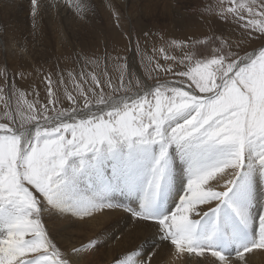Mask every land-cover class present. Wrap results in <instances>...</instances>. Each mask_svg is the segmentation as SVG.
Here are the masks:
<instances>
[{"label":"snow or ice","instance_id":"6c2138e0","mask_svg":"<svg viewBox=\"0 0 264 264\" xmlns=\"http://www.w3.org/2000/svg\"><path fill=\"white\" fill-rule=\"evenodd\" d=\"M29 4L34 29L58 7L81 22L105 10L132 43L115 0ZM217 7L223 25L203 39L160 37L143 76L127 55L106 52L101 67L77 53L80 71L41 76L43 103L35 88L24 100L8 70L16 52L0 41V264H94L108 229L64 245L44 220L94 213L126 217L132 242L104 264H159L165 250L169 264H248L264 250V0ZM151 39L141 30L136 50Z\"/></svg>","mask_w":264,"mask_h":264},{"label":"bare ground","instance_id":"6f19581e","mask_svg":"<svg viewBox=\"0 0 264 264\" xmlns=\"http://www.w3.org/2000/svg\"><path fill=\"white\" fill-rule=\"evenodd\" d=\"M189 1L193 2V0H115V4L124 17L122 28L123 32L127 33L129 28L134 27L135 22L142 17L149 19L147 16H150L170 21L174 18V10H183ZM44 2L47 3V0ZM189 27L188 25V29ZM0 28H3V31H0V41L7 42L10 51L16 52L15 57H9L8 70L24 73H27L29 69L35 70L41 64H52L57 61V57L67 56L73 51L80 52L86 49L92 51L95 47H101V41L97 40L98 36L104 38L109 34L113 36L114 41L110 43V48L124 45L125 41L121 39L122 37L128 39L126 35H122L113 28L110 15L105 10L91 15L86 22H81L73 18L62 7H58L44 12L38 18L37 26L34 29L29 0H0ZM141 30L150 31L151 34L155 33V29H148V27L146 29L137 28L133 33L139 37ZM181 33L186 34L184 30ZM200 33L202 34V32ZM159 36L161 35L159 34ZM155 37L152 36L147 46L143 41H141V45L147 48H151L153 45L159 47L162 42ZM108 45L109 43L106 44V46ZM143 50L145 51V49ZM118 74L116 71L113 78L115 79ZM22 88L24 90L25 86ZM26 89L29 92V89ZM93 216L94 218H85L86 223L48 216V224L60 243L64 245L68 244L69 239L72 244L80 245L97 233L108 229L107 235L102 237V242L106 241V243H104L101 252L87 257L88 261L94 262V264H104V261L111 259L116 253L132 246L130 239L121 234V230L125 229L127 219L114 214L94 213ZM112 237L115 238L112 239ZM247 259L248 264H264V250H255L248 254ZM171 260L172 256L168 250L160 253L159 264H169Z\"/></svg>","mask_w":264,"mask_h":264},{"label":"rangeland","instance_id":"374dc122","mask_svg":"<svg viewBox=\"0 0 264 264\" xmlns=\"http://www.w3.org/2000/svg\"><path fill=\"white\" fill-rule=\"evenodd\" d=\"M189 1L188 5L182 10L175 9L174 10V18H172L170 21H165L163 19H156L152 18L150 16H147L149 19L141 18L137 22H135L134 27H130L132 34L134 35L132 37V43L129 44V40L124 39L122 37L121 39L125 41L124 45H116L110 48V43L114 41V37L109 35H105V38L102 36H98L97 40L101 41V47H95L94 50H83L80 52H71L70 54H67V56H60L57 57V61L53 62L52 64H41V66L36 67L35 70L29 69L27 70V75L25 79H21L14 70H9V75L12 77L13 82L16 84L18 88H20V91H23L25 93L24 100L29 102H34L36 97H34L32 93V89L35 88L37 91L40 92L41 102L43 103V96H44V86L40 82V78L44 73L47 72H53L54 78L55 75L59 74L61 71L67 72L70 70L74 71H80L82 61L80 57L77 55V53H82L85 55H91L94 58H99L101 60V67H103V60L105 57V53H109L111 56L115 57L117 53L120 55H127L129 60L133 62L132 71H135L138 76H143L146 74V69L150 67L149 63V57L153 55L151 52V48L143 47L141 45V50H136L135 40L139 39L136 33H133L137 28L139 29H155V33L152 32V36H156L155 38L157 40H160V37H164L165 41H170L172 39H188L191 37L192 40L195 39H203V34H212L213 30L218 25H223L224 22L218 19L212 18V13L208 11V9H216L218 11V5L221 4L222 0H193ZM199 2V3H198ZM223 2L226 4V0H223ZM191 3V4H190ZM197 3V5H196ZM194 5V6H193ZM196 5V6H195ZM192 6V7H191ZM188 9V10H187ZM182 11V12H181ZM185 13V14H184ZM142 15V13H140ZM200 14V15H199ZM184 18V19H183ZM204 19V21H203ZM163 20V21H162ZM155 21V22H153ZM166 23H165V22ZM164 22V23H163ZM150 24V25H149ZM188 25L190 26L188 29ZM206 25V27H205ZM152 27V28H150ZM168 28V29H166ZM171 28V29H170ZM235 28V25H229L226 27V31L231 32ZM157 29V30H156ZM173 30V31H172ZM186 32L185 35H183L181 32ZM203 31H205L203 33ZM202 32V34L200 33ZM157 34V35H156ZM159 34L161 36H159ZM196 34V35H195ZM199 36H198V35ZM218 34V33H217ZM166 35V37H165ZM238 35V30H237ZM159 36V37H158ZM188 37V38H186ZM104 38V39H103ZM109 43L108 46L106 44ZM105 44V46H104ZM259 47V42H255L251 47H248V51H253V48ZM145 49V51L143 50ZM149 50V51H146ZM166 51L169 55H179L180 49L176 48H166ZM163 63V61H161ZM115 63L114 61L109 62V68L111 70V74L113 77L116 75V71L112 69V64ZM40 65V64H39ZM3 80V77L0 76V81ZM24 80V81H22ZM30 82V83H29ZM25 86V89L21 87ZM29 89V92H27V89ZM32 88V89H30ZM7 91V90H5ZM5 99H7V96H5ZM12 108H15L17 105V98L13 96L10 101H8ZM21 104H23V101H20ZM4 106H5V100H0V122H6L3 119V112H4ZM46 227H51L48 224V216L44 217ZM53 231V230H52ZM54 233V231H53ZM55 234V233H54Z\"/></svg>","mask_w":264,"mask_h":264}]
</instances>
